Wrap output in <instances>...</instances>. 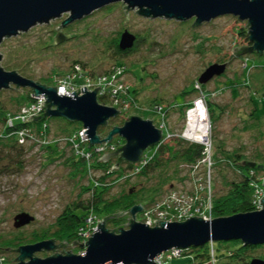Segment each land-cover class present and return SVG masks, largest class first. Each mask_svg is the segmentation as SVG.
Segmentation results:
<instances>
[{
  "label": "rangeland",
  "instance_id": "1",
  "mask_svg": "<svg viewBox=\"0 0 264 264\" xmlns=\"http://www.w3.org/2000/svg\"><path fill=\"white\" fill-rule=\"evenodd\" d=\"M123 7H127V5L117 3L105 7L67 28L56 30L68 18V15H64L61 19H56L49 24L38 25L27 33L5 39L0 44V54L3 56L1 66L8 72L15 69L14 71L20 75L37 83H47L50 85L49 87L56 86L59 77L65 78V76L71 75L77 68L76 61L81 62L85 67L82 66V69L94 78L116 72L118 67L123 68L124 74L118 78L115 84L131 85L133 89L138 88V97L145 108H143L144 106L127 107L124 110L120 106L118 109L116 107L115 109L121 113L120 117L122 114L124 116L119 119L118 117L111 119L110 121H113L114 125L109 121V128L101 127L105 128L98 131V136L102 141L108 138L109 133L113 130L112 127H122L120 123L124 122L125 124L129 116L141 117L157 124L161 118L147 110L150 102L155 99H163L167 106H175V104L181 106L184 102L179 96L185 90L191 92V86L194 84L198 91L187 95L185 102L194 105L198 100L204 101L209 117V134L212 141H215V136H217L216 140L222 142L228 152H240L249 158L253 156L264 158V96L261 89L264 82L257 81L254 84L257 77L264 78L262 70L264 55L246 53L237 57L233 53L235 48L238 50L243 46L249 48L246 38L239 35V30L242 28L249 32L248 23L239 21L233 16H226L200 27H192L194 20L178 22L164 18L148 19L135 14L138 12L137 9L135 11L125 9V12L128 11L129 21L124 25L126 14ZM125 31L136 37L139 36L140 44L136 53L124 58L125 66H115L116 57L113 55L111 42L119 34L123 35ZM60 32L72 38L55 45L54 40ZM214 64H227L228 68L225 74L214 78L206 85L199 84L200 77ZM250 80L253 83L252 89H247L244 86L246 81ZM234 81L242 86L238 87V92L235 90L233 93L230 86ZM83 82L80 81V83ZM81 87L82 85H79L77 88L81 89ZM19 90L23 94L29 91V89ZM19 94L21 93L16 90V87H12L10 90L0 92V100L7 101L9 107L14 111L12 100L20 99L21 103L25 100V95ZM251 95L257 107L253 119L255 121L252 120L254 107L251 103ZM107 97L111 100L115 96L110 94ZM117 98L123 100L125 95L120 93ZM208 102L223 107L225 110L223 115L220 116L218 107L213 105L210 108V112L213 114L211 121ZM188 111L177 110L170 113L167 130L162 129L164 140H167L165 146L175 147L179 141L189 144L181 136H179L180 138L176 136L181 135L184 131L188 121ZM47 122L53 131V138L63 135L60 133H69L79 126L76 123L70 124L63 118H50ZM19 124V121L15 122L16 127ZM168 133L175 135L172 134L173 136L169 138ZM53 138H51V143L55 145ZM124 143L123 138L116 136L111 143L89 147L88 151L93 157L103 158L104 155L115 153L117 148L125 145ZM48 145L50 144L32 143L27 146L25 150L27 167L24 172L0 178V243L15 238L30 239L34 235H46L45 233L56 236L58 234V218L67 206L75 202L90 201L92 195L85 190L89 188L94 179L103 176H108L113 185L108 195L109 198L119 197L124 191L131 188H135L136 191L141 188H158L162 186L161 180L166 176L171 178V183L163 184V186L166 185L163 191L165 193L157 201L168 196L172 190L184 188L193 191L194 188V182L191 180L193 178L192 166L177 167V163L172 164L167 172L162 170L149 177H139L141 171L137 173L136 170L133 173L125 172L119 178L117 175L110 177L112 172L104 171V169L94 171L93 176L83 177L80 174L74 177L73 169L68 166V161L73 155L68 144H59V153L54 155L48 153L46 149ZM101 145H105L104 149L100 148ZM51 156L53 158L56 156V159L52 161ZM108 162L115 166L117 159L112 158ZM203 172L202 169L200 174ZM233 177L234 173L225 167L212 170L213 198L227 193L224 182ZM125 179H129V181H125ZM23 213L29 214L35 220L30 225L17 229L15 228V218ZM142 214H138L136 220L144 223ZM91 216L92 214H89L86 217L84 226L81 228L85 229L86 233L92 232L104 220L97 214L93 215L96 217L91 220ZM126 218L129 219V217ZM127 224L128 221L124 222L122 226ZM107 227L110 231L117 228L114 223L108 224ZM81 229L75 240L78 244L73 248L71 246L73 242L67 243L68 247L65 252L71 251L72 254L80 255L86 251V247L82 246L86 242L84 236H80ZM55 241L57 245L64 243L57 239ZM0 248L8 249L4 246ZM2 249H0V264H15L14 260L19 255L12 250H16V248ZM63 251L64 249L61 248L57 252H43L44 254L40 253L37 256L48 258L55 254H61ZM261 255H264V248L257 252L256 257L260 258ZM192 258L183 256L174 259L171 264H190L189 261ZM225 261L230 260L225 259L218 264H224Z\"/></svg>",
  "mask_w": 264,
  "mask_h": 264
},
{
  "label": "water",
  "instance_id": "2",
  "mask_svg": "<svg viewBox=\"0 0 264 264\" xmlns=\"http://www.w3.org/2000/svg\"><path fill=\"white\" fill-rule=\"evenodd\" d=\"M117 3L127 5L123 7L124 12L125 9H137L135 14L148 19L164 18L178 22L194 20L192 27H200L218 18L233 16L248 23L252 44L249 48H235L233 53L237 57L246 53L264 55V0H0V44L5 39L27 33L38 25L49 24L64 15H68V18L56 30L67 28L96 11ZM128 11L125 12L124 25L129 21ZM71 38L60 32L54 42L58 45ZM136 42L137 37L125 31L120 39V49L132 50ZM2 60L3 56L0 54V92L16 87L22 95L23 92L19 89H29L36 97L44 96L46 99L43 103L45 113L41 116H31L26 123L30 119L39 123L50 118H63L70 123H80L86 131L84 135L90 140L89 147L111 143L116 136L123 138L125 145L117 148L115 153L99 159L107 163L116 158L117 164L112 169L118 170L123 163L133 166L139 164L145 153L162 141L163 132L154 122L137 116H129L122 127H114L108 138L102 141L98 136L99 129L107 127L109 121L119 117L121 113L115 108L99 103L98 94L101 87L94 92H87L85 87L82 89L85 93L83 96H79L80 89L78 93H70L75 96L72 98L59 95L58 88L37 83L16 71H6L1 66ZM227 68V64L210 66L200 77L199 84L206 85L214 78L223 76ZM105 145L100 148L104 149ZM244 166L264 172L263 164L244 162ZM260 203L263 205L261 211L216 218L212 221L197 217L175 223L154 221L157 224L155 228L136 220L137 215L144 211L142 204L127 212L105 218L98 224V232L91 235L90 240L86 242V251L80 255L72 254L71 251L65 252L68 244L64 242L57 245L54 239L22 246L17 250H2L18 253L15 264H155V259L163 253L174 249L199 248L211 242L240 241L247 247L264 246V199ZM124 217H129L126 226H120L113 231L108 229V224ZM34 220L29 214H20L15 218V228L30 225ZM77 244L78 242L74 241L71 246L74 248ZM61 248L64 249L61 254L48 258L37 256L43 252H57ZM63 253L65 254L62 255ZM249 264H264V260L255 258Z\"/></svg>",
  "mask_w": 264,
  "mask_h": 264
},
{
  "label": "trees",
  "instance_id": "3",
  "mask_svg": "<svg viewBox=\"0 0 264 264\" xmlns=\"http://www.w3.org/2000/svg\"><path fill=\"white\" fill-rule=\"evenodd\" d=\"M239 31H240L239 35L245 37L248 46L251 47L252 44L250 42L248 32H246L244 28H242ZM121 35L122 34H119V36L115 40H113V42H111L113 47V55H115L116 57L115 66H125L124 58L136 53L138 50V46L140 44V38L139 36H137V42L134 48L129 51H122L120 49ZM75 65L80 66L81 68L83 66L82 63L78 61L75 62ZM262 70L264 71V67L262 68ZM257 81H260L262 83L264 82V78L261 76L257 77L256 81H254V84ZM41 84L50 86L47 83H41ZM252 84L253 83L251 80L248 82L246 81L244 87L247 89H252L251 88ZM128 86L129 89L127 90V97L133 101L131 108L143 107L144 105H142V102L138 97L139 89L138 88L133 89L131 85ZM240 86L242 85H238L234 81L232 82L230 88L233 90L234 93L235 90L238 92V87ZM191 88H192L191 91L192 93L198 91L195 88L194 84L191 86ZM261 89L263 91V96H264V85H261ZM32 92H33L32 90H29L26 94H23V96L25 95V100L23 101V103H21L20 99L12 100L11 103L13 104L14 111L12 108L9 107L7 101L3 102L2 100H0V130L4 129L6 125L5 122L9 118H13V119L16 118L21 107L27 105L28 103L29 104L32 103L33 100L30 95ZM191 92L185 90L179 96L182 98L184 102L181 106L180 105L178 106L176 104L175 106H167L164 104L163 99H158V100L155 99L154 101L150 102V106L149 108H147V110H149V112L153 113L154 115H158L161 118V115L157 114L156 112L157 107H161L165 114L166 120L169 121V116L171 112L173 111L176 112L177 110L187 111L193 108V103L185 102V97L191 94ZM250 99L254 107L252 113V120H253L257 112V107L255 105V101L252 95ZM98 101L101 105L108 107H110L111 106L110 104L114 102V100H109L107 99V97H99ZM213 105L215 104L208 102L211 121L213 120V114L210 112V108ZM215 106L218 107L220 116L223 115V113L225 112L224 108L219 105H215ZM143 108H145V106ZM123 109L125 110L124 106ZM123 116L124 114H122L121 117ZM16 121L17 120L14 121V124ZM110 123L113 124L114 122L110 121ZM70 124H75V123H70ZM76 124H79V126L74 128L69 133H60L63 134L61 135L62 137L55 135L56 136L55 138H53V131H51L50 125L48 124L47 121L39 122V123L32 122L31 124H28L23 127H25L26 129H31L33 132L39 135L40 129L45 128L44 126H46V130L48 134L47 136L50 139L51 138L55 139V145L53 143H50V145H48L46 149L48 150L49 154L54 155L59 153V148H58L59 144L65 143L68 144V146L71 148L72 145L67 143L65 140L68 138H72L76 133L81 131L82 124L80 123H76ZM120 124L121 126H123L124 122ZM154 124L157 126L156 123ZM19 127H22L21 123L19 124ZM109 127L110 126L108 125L106 128ZM101 129L103 130L105 128H100L99 132L101 131ZM3 131H4L2 133L3 135L0 138V178L12 174H20L24 172V170L27 167L26 165L27 162H25V150L27 149L26 148L27 146L31 145V143L28 141L25 144H21L19 139L15 135H12L13 130L5 128V130ZM216 137L217 136H215V141H212L213 163H214L213 169L225 167V169H230L234 173V177L230 180L226 179L224 182L225 186L227 187V193L220 197L213 198L214 216L216 218H224V217L234 216L237 214H247V213L255 212L256 208L254 207L253 204L256 194L255 185L257 184L259 185V183L261 182L259 178L261 179L264 176V172L260 170L247 168L244 166V162H256L264 165V158L261 156L258 157L253 156L249 158L240 152H228L226 151L224 144H222V142L217 141ZM88 147L89 146H87V148ZM71 150L73 155L71 160L68 161V166H70V168L73 169V172L75 174V176L73 175L74 177L80 174L83 177L87 175L93 176L92 173L94 171L104 169V171L112 170L110 177L117 175V177L119 178L125 172L131 173L134 171V166L128 163H123L121 164L118 170H114L112 169V167H114L112 163L109 162L104 163L101 160L99 161V159H101L102 157L100 158L97 156L93 158L92 163L90 165L91 168L89 169L87 161H85L83 158L77 155L74 149L71 148ZM155 151H156V147L152 148L150 153H154ZM204 153H205V148L195 143L185 144L183 141H179L177 143V146L175 147L162 146L159 150L156 151L153 159L150 161L148 165H146L143 168L140 175L138 176L149 177L151 175L153 176V174L160 172L162 170H166L167 172L168 168H170L174 163L178 164L177 167L183 165H188V166L196 165L198 162L203 160ZM54 159H56V156L54 158L53 156H51V160L53 161ZM109 179L110 178L108 176H103L102 178L99 179L96 178L92 181V184H90L89 188L85 190L86 192H90L92 195L90 201L75 202L67 206L65 211L58 218L57 221L58 234L56 236L54 234L53 236H51L50 233H45L46 235H34L33 238L30 239L15 238L14 240L4 241V243H0V247L3 246L6 248L12 247V248H16L17 250L19 249V247L22 246L33 245L42 241H48L52 239L61 240L62 242L67 241L66 243L74 242L77 238L78 231L84 226V221L89 214H92V216L97 214L105 219L113 214L115 215L118 213L127 212L137 205L143 204L144 207L151 206L152 204L157 202L158 198L164 195L165 192L163 191L166 185L163 186V184H167L166 182L171 183L170 182L171 178L169 176H166L162 178L161 180L162 186L158 188L155 187L149 189L141 188L140 190L137 191L135 190V188H131L128 191H124L122 195L119 197L109 198L108 195L113 188L112 187L113 185L111 184L112 182ZM126 180L129 181V179H125V181ZM96 183H98L99 186H97ZM126 221L128 220L126 217H124V218H118L112 223L116 224V227L118 228L122 226V224H124V222ZM212 248L215 251L214 258L212 256ZM262 248H264V246L247 247L244 246L240 241L218 242V243H214L213 246L209 243L199 248H191L187 251V253L184 256H189L190 258L193 257L189 261L190 264H213L212 263L213 259L215 260L216 264H218L219 262L225 259H228L230 261H225L223 262L224 264H249L253 259L257 258L256 254ZM259 257L261 259H264V255H261Z\"/></svg>",
  "mask_w": 264,
  "mask_h": 264
},
{
  "label": "built area",
  "instance_id": "4",
  "mask_svg": "<svg viewBox=\"0 0 264 264\" xmlns=\"http://www.w3.org/2000/svg\"><path fill=\"white\" fill-rule=\"evenodd\" d=\"M76 70L71 73L69 76H65V78L59 77L57 80L55 88H58V94L67 96V97H75L74 95H71L70 93H73L76 91L78 93V86L82 85L80 89L79 96H82L83 93L82 89L87 87V92H93L97 88L101 87L99 89V97H107L110 94L115 96L113 99L114 102H112L110 107L118 109L120 106L121 108L126 109L127 107H131L132 100H130L127 97V90L129 89L128 85L123 86V84L117 85L118 78L122 77L124 72L123 68H119L116 72H111L110 74H105L104 76L98 77H91L89 73L85 72L80 66H76ZM119 72V73H117ZM80 81H84L83 83H80ZM96 82H98L96 84ZM120 86V88H118ZM114 93V94H113ZM120 93H123L125 95V98L122 100L121 98L118 99V95ZM32 103H28L27 105L20 108L18 115L15 119L9 118L5 122V128H8L10 130H13L12 135H15L21 144H25L27 141L40 145H47L50 144L52 141L47 136V130L46 126L45 128L40 129L39 135L35 132H33L31 129H26L23 126H26L28 124H31L33 122L32 119H30L29 122L26 123V121L34 115L41 116L45 113V107H43V103L46 102V99L44 96L36 97L35 94L32 92L31 94ZM127 97V98H126ZM107 99H109L107 97ZM128 99V101H126ZM124 101V102H122ZM201 101H203L201 99ZM204 102V101H203ZM125 103V105H124ZM206 107V106H205ZM157 114L161 115V121L157 124V128H159L162 132V129L167 130V124L168 121L166 120L165 114L163 112V109L161 107H157L156 109ZM207 112V110H206ZM208 114V113H207ZM17 120L21 123L22 127H16L14 124V121ZM191 127V122L188 117L187 124L184 128V131L181 135H176L178 138L181 136L183 140L188 141L189 143H195L203 146L205 148L204 158L202 161L198 162L196 165L192 166V175L194 182V188L193 191H190L188 189H177L172 190L168 196H165L161 200H158L154 204L148 207H144V211L142 212L144 216V224L148 225L151 228H155L157 224L154 223V221H161V222H169V223H175V222H185L189 218H203L205 221H212L214 220V207H213V191L211 188L212 184V170H213V146H212V139L209 134L210 132V124L209 129L206 133V136L203 141L199 142L194 139L193 136H188L187 132L189 131ZM3 130H0V138L2 137ZM86 131L82 129L78 133H76L72 138H68L65 141L69 143L72 149H74L75 153L79 155L81 158H83L88 163L89 169L91 168V163L93 160V156L88 151L87 146H89V139L87 138V135H84ZM175 135L174 133H172ZM172 134L168 133V137L173 136ZM181 138V139H182ZM168 139V138H167ZM88 141V143H87ZM167 140H164V132H163V138L162 141L157 145L156 151L159 150L162 146H165L167 144ZM87 144V146H86ZM152 149L147 151L145 155L143 156L142 161L134 165V171L136 170L137 173L142 171V169L150 163V161L153 159L156 151L154 153H150ZM204 170L202 174H200L201 170ZM206 169V170H205ZM133 171V172H134ZM132 172V173H133ZM136 174V173H135ZM133 174V175H135ZM253 174V173H252ZM259 180L261 181L259 185H255L256 188V194L254 198V207L256 208V211H261L263 209V205L260 203L261 200L264 199V176ZM97 186H99L98 183H96ZM91 220L95 218V216H91ZM146 219V220H145ZM88 226V225H87ZM98 227V226H97ZM95 229V230H94ZM92 232L86 233L84 232L85 229H81L80 236H84L85 242H88L91 238V235L96 234V231L98 232V228H94ZM212 246L214 245V242L210 243ZM83 247H86V243ZM188 250H180V249H174L169 252L163 253L159 257L155 259V264H171V262L174 259L183 257ZM214 249L212 248V256L214 258ZM213 264H216L215 260L213 259Z\"/></svg>",
  "mask_w": 264,
  "mask_h": 264
},
{
  "label": "bare ground",
  "instance_id": "5",
  "mask_svg": "<svg viewBox=\"0 0 264 264\" xmlns=\"http://www.w3.org/2000/svg\"><path fill=\"white\" fill-rule=\"evenodd\" d=\"M205 106L203 101L198 100L194 103L193 108L188 111L191 127L187 135L193 136L199 142L204 140L209 129V117Z\"/></svg>",
  "mask_w": 264,
  "mask_h": 264
}]
</instances>
